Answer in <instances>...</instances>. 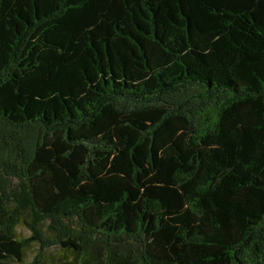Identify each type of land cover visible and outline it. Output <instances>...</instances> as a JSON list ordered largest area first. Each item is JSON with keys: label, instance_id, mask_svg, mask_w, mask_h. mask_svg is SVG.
<instances>
[{"label": "trees", "instance_id": "obj_1", "mask_svg": "<svg viewBox=\"0 0 264 264\" xmlns=\"http://www.w3.org/2000/svg\"><path fill=\"white\" fill-rule=\"evenodd\" d=\"M0 264H264V0H0Z\"/></svg>", "mask_w": 264, "mask_h": 264}, {"label": "rangeland", "instance_id": "obj_2", "mask_svg": "<svg viewBox=\"0 0 264 264\" xmlns=\"http://www.w3.org/2000/svg\"><path fill=\"white\" fill-rule=\"evenodd\" d=\"M19 233H20L22 236H25V237H29V235H30V233H29L27 230L22 229V228L19 229ZM52 254L55 255V252H52ZM33 256H34V253L31 251V252L29 253L28 261H30V260L33 258Z\"/></svg>", "mask_w": 264, "mask_h": 264}]
</instances>
